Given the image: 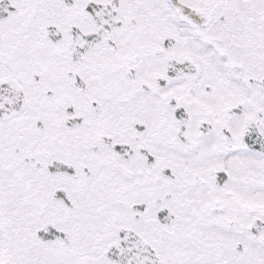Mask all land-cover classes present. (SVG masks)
Masks as SVG:
<instances>
[{"label": "snow or ice", "instance_id": "obj_1", "mask_svg": "<svg viewBox=\"0 0 264 264\" xmlns=\"http://www.w3.org/2000/svg\"><path fill=\"white\" fill-rule=\"evenodd\" d=\"M0 264H264V0H0Z\"/></svg>", "mask_w": 264, "mask_h": 264}]
</instances>
